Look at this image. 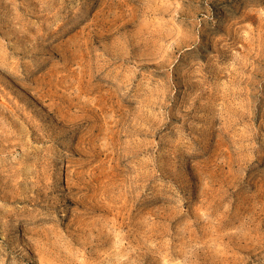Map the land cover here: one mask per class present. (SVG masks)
<instances>
[{"label": "rangeland", "instance_id": "obj_1", "mask_svg": "<svg viewBox=\"0 0 264 264\" xmlns=\"http://www.w3.org/2000/svg\"><path fill=\"white\" fill-rule=\"evenodd\" d=\"M0 264H264V0H0Z\"/></svg>", "mask_w": 264, "mask_h": 264}]
</instances>
